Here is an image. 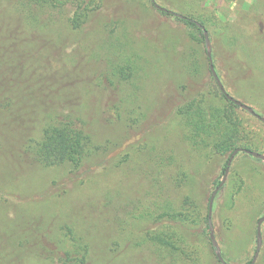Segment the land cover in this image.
Instances as JSON below:
<instances>
[{
	"label": "trees",
	"instance_id": "16d2710c",
	"mask_svg": "<svg viewBox=\"0 0 264 264\" xmlns=\"http://www.w3.org/2000/svg\"><path fill=\"white\" fill-rule=\"evenodd\" d=\"M105 1L0 0V149L18 142L22 150H13L15 154L26 158L39 172L62 166L78 178L85 164L108 168L113 154L126 147L123 132L112 137V133L106 134L110 138L105 136L100 141L104 139H100L101 133L104 135L110 125L107 122L111 130L118 121L122 124V108L128 110L130 106L131 94L120 96L119 106L109 85L138 84L137 79L150 77L153 59L142 56L144 61H140L133 41L116 37L115 43L114 35L109 36L108 43L115 49L107 55L103 52L100 56L104 59L97 50L80 43L76 33L96 18ZM174 1L181 6L180 0ZM54 10L69 12L67 30L61 32L55 27L61 18L52 14ZM184 15L177 16L186 25L178 38L181 51L175 50V55L165 51V56L157 53L156 60L164 63L163 71L164 67L171 70L178 93L173 106L177 130L189 161L183 160L169 142L152 153L148 161L140 163L136 172L140 187L127 203L116 204L113 196L105 195L109 196L105 204L109 205L110 218L98 224L93 219L99 203L87 200L86 205L72 197L78 184L49 192L44 197L50 201L48 206L30 216L17 211L11 216L9 210L19 201L3 193L0 209L11 218L0 226V264H222L210 238L209 200L206 202L205 193L194 189L196 167L205 164L213 171L221 166L224 175L235 148L263 153L257 139L264 136L249 128L238 110L240 106L224 95L210 71L204 30L197 22L208 30L214 45L215 39L221 41L213 34L218 21L213 15ZM98 72L103 80L98 77L94 81L92 75ZM208 74L211 80L204 88ZM97 92L103 93L98 96ZM256 159L264 165L263 160ZM192 165L195 168L189 167ZM6 168L9 175L5 179L11 170ZM17 179L20 181V176ZM105 229L110 236L115 233L126 240L125 252L113 248L118 242L104 239L109 254H96L98 231ZM222 255L228 262L225 251ZM255 264H264V241Z\"/></svg>",
	"mask_w": 264,
	"mask_h": 264
},
{
	"label": "rangeland",
	"instance_id": "374dc122",
	"mask_svg": "<svg viewBox=\"0 0 264 264\" xmlns=\"http://www.w3.org/2000/svg\"><path fill=\"white\" fill-rule=\"evenodd\" d=\"M180 1L181 6L174 0H156L160 5L182 14L213 15L216 18L218 24L213 27V34L216 38H221V41L215 39L212 45L214 64L222 83L232 96L264 115V0ZM61 12L54 10L52 14L61 18L54 25L62 32L63 29L67 30L65 19L69 12ZM154 25L160 29L153 28ZM143 27L146 29L143 30ZM185 29V23L177 16L163 13L150 0L105 1L96 18L76 33L80 43L85 48H94L99 57L104 59L105 56H100L103 52L107 55L109 50L115 49L114 46L110 48L108 43L109 36L114 35L115 43L116 37H121L123 41L125 38L133 41L132 44L141 56L140 61H144V56L153 59V75L150 77L144 75L137 79L138 84L129 82L124 86L116 82L114 86L109 85L113 96H117L116 104L119 106L118 98L129 92L130 106L128 110L122 108V124L118 121L111 130V123L107 122L110 125L105 128L104 135L101 133V137L98 136L100 139L104 138L100 141H104L105 136H108L106 134L112 133V137L123 132L126 147L113 154L107 163L108 168L87 163L81 168L77 178L67 171V167L62 166L39 172L26 158L15 154L13 150H22L18 142L12 141V145H2L0 176L2 173L3 176L0 177V196L5 193L8 199L19 201L9 210L11 216H14L16 211L21 215L29 213L28 216L41 211L40 207H46L50 203L49 200L44 201L49 192L56 191L59 186L72 188L78 184L77 188H73L72 197L77 202L83 200L84 204L87 200L99 203L100 207L95 209V213L100 217L94 213L93 220L97 224L103 223L109 216L106 199L113 196L116 204L119 201L127 203L130 195L139 186L136 179L137 169L140 163L148 161L152 153L156 154L169 142V145L179 150L183 160L189 161V156L184 154L185 142L177 130L178 117L173 106L176 102L175 95L178 93L174 89L171 70L166 71L164 67L163 71L164 63L156 60L159 54L165 56V51L171 52L172 55H175L177 50L181 51L179 39ZM236 31L237 35L234 34ZM189 46L192 48L191 44ZM118 52H114L115 56H118ZM157 53L159 54L156 56ZM98 77L103 80L100 72L92 75L94 81ZM210 80V75H206L204 88ZM145 81L148 82L147 85ZM102 93L97 92L98 96ZM238 110L248 120L247 124L254 134L264 136V122L241 107ZM113 112L117 114L116 108ZM257 141L264 148V137L258 138ZM246 154L239 152L234 158L226 183L218 191L213 206L215 234L222 253L225 251L229 259V264H245L247 258L254 256L257 221L264 215V204H261L264 200V165L256 157ZM6 167L11 170L10 177L5 179L4 176L9 175ZM189 167L195 168L194 165ZM196 168L198 171H194L197 174V183L194 189L205 193L204 200L207 202L211 192L218 185L217 180L223 177L222 167L218 166L216 170L209 171L204 164ZM190 170L192 171L191 168ZM19 176L20 181L17 179ZM105 195L109 196L106 198ZM41 200L43 203L39 202ZM3 211L0 209V226L11 218ZM114 234L110 236L107 229L98 231V241L95 245L98 256L109 254L107 245L102 243L104 239L118 242L113 245L115 250L119 249L122 253L126 251V240L123 241L120 236ZM262 235L264 241V222ZM28 259L30 260L29 255Z\"/></svg>",
	"mask_w": 264,
	"mask_h": 264
},
{
	"label": "water",
	"instance_id": "95a60500",
	"mask_svg": "<svg viewBox=\"0 0 264 264\" xmlns=\"http://www.w3.org/2000/svg\"><path fill=\"white\" fill-rule=\"evenodd\" d=\"M151 1L153 2L154 6L156 8H158L159 10H161V11L169 12V13L174 14L175 16H178V17H181V18L186 17L182 13L175 12L174 10H171V9L165 7V6L160 5L159 3L156 2V0H151ZM197 23L204 30L205 44H206V50H207V56H208L210 71H211L212 75L214 76V78H215L220 90L224 93V95L229 100L233 101L235 104H237L241 108L245 109L246 111H248L249 113H251L252 115L257 117L259 120L264 122V115H261L260 113H258L252 106H250V105L246 104L245 102L235 98L234 96H232L226 90V88H225L224 84L222 83V80H221V78H220V76H219V74H218V72L216 70L215 64H214L213 45H212V41H211L210 36H209V32L201 23H199V22H197ZM239 152H245L247 154H250V155H252V156L264 161V153H262L260 151L252 150V149H249V148H246V147H242V146H239V147L235 148L232 151V153L230 154V156H229V159L227 161V166L225 168V172H224L223 178L221 179L220 183L214 188V190L210 194L209 203H208V206H209V214H208V216H209L210 238H211V241H212V245H213V247L216 250V255H217L218 259L222 262V264H229V263L225 260V258L222 255L221 246H220V244L218 242V239L216 237V234H215V227H214L213 218H212L213 206H214L215 197H216L218 191L226 183V180L228 178V175H229V172H230V169H231V165H232V163L234 161V158L236 157V155ZM263 222H264V215L261 216L258 219V221H257L256 251H255V254H254L250 264H255V262L257 261V259L259 257V254H260V251H261V248H262V245H263V235H262V224H263Z\"/></svg>",
	"mask_w": 264,
	"mask_h": 264
}]
</instances>
